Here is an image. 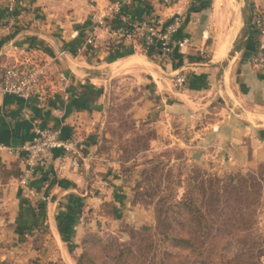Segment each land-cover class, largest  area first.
<instances>
[{
    "label": "crops",
    "instance_id": "obj_1",
    "mask_svg": "<svg viewBox=\"0 0 264 264\" xmlns=\"http://www.w3.org/2000/svg\"><path fill=\"white\" fill-rule=\"evenodd\" d=\"M16 1L13 10L0 3V67L33 56L45 63L49 83L44 96L0 93V142L27 141L33 122L55 125L63 137H81L85 157L80 169L65 163L58 170L56 157L38 163L28 181L44 190L46 198L38 201L15 182L24 166L22 154L0 150V264L23 257V251L37 253L38 264H73L71 253L86 225L106 221L113 226L134 217L111 150L100 148L108 93L119 74L139 75L144 85L150 80L146 86L159 98L138 104L135 116L158 106L165 119L174 116L181 126L197 121L192 138L198 145L214 150L222 145L229 161L243 169L264 164V71L250 60L253 46L249 55H231L228 66L222 64L223 47L217 55L203 53L212 20L228 0H118L121 14L132 19L150 14L169 19L182 10L177 35H187L190 42L165 61L152 48L142 50L138 38L117 39L105 28L97 31L95 47L77 50L90 30L91 11L111 0ZM61 49L66 51L59 54ZM177 71L186 74L181 87L172 82ZM220 96L236 98L238 107L224 105L221 116L199 125L206 104Z\"/></svg>",
    "mask_w": 264,
    "mask_h": 264
},
{
    "label": "rangeland",
    "instance_id": "obj_2",
    "mask_svg": "<svg viewBox=\"0 0 264 264\" xmlns=\"http://www.w3.org/2000/svg\"><path fill=\"white\" fill-rule=\"evenodd\" d=\"M56 1L60 3L63 0ZM221 6L219 10L222 12L212 20L210 40L203 47V53L217 55L218 50L223 47L225 51L221 55L227 56L222 60V64L228 66L231 55H238V58L241 55H249L250 46H253L252 16L256 11L264 14V0H228ZM232 61L234 65L235 61ZM175 73L172 82L181 87L174 83ZM143 83L141 76L132 73H122L114 77L108 93L110 104L102 127V133L106 135L100 146L111 150L112 156L109 158L114 165L112 167L116 171L115 176L127 185L135 215L113 226L106 221L97 226L86 225L77 247L71 253L72 263L76 264V258L83 252L94 255L90 254L92 257L83 259V264H95L94 262L102 260L97 257L102 253L101 250L98 251L99 238L103 245L121 243L126 247H135L134 243H138L137 238L141 233L154 231L161 204L172 205L169 209L170 220L185 221V217L178 212L183 208L180 204L176 205V202L191 197L196 204L202 203L206 207L210 184L213 187L211 189H220L222 183L231 175H252L259 182V200L252 208V217L254 232L263 237L264 164L243 169L239 164L229 161L222 145L218 150L210 149L209 145H198L192 138V130L197 126V121L181 126L174 116L165 119L158 106L153 105L144 116H135L134 108L145 99L150 98L154 102L159 100L153 88L146 86L150 85V80L146 79L145 85ZM235 99H223L220 96L210 100L198 117L199 125L202 120H208V117L211 120L215 116H221L222 106H236ZM102 180L107 184V180ZM198 185L203 186L204 192L198 189ZM200 229L208 231L205 227ZM187 232L186 225L177 227L176 234ZM204 243L207 247L212 244L210 236L204 239ZM157 247L159 250L156 248L154 251L156 258L165 247L172 249L170 244L163 241H160ZM216 249L221 251L220 246ZM227 251L230 255L235 252L233 247ZM20 256L23 257H18L15 261L8 258L2 264H38L37 253L23 251ZM203 256L210 259L209 255ZM260 262L264 264V253L260 256ZM158 263L156 259L154 264Z\"/></svg>",
    "mask_w": 264,
    "mask_h": 264
},
{
    "label": "built area",
    "instance_id": "obj_3",
    "mask_svg": "<svg viewBox=\"0 0 264 264\" xmlns=\"http://www.w3.org/2000/svg\"><path fill=\"white\" fill-rule=\"evenodd\" d=\"M177 0H162L171 4ZM8 10H13L16 0H0ZM183 12L176 9L169 19H162L156 14H150L141 19L126 17L120 12V2L111 0L104 6L95 9L91 13V26L85 38L84 45L93 48L96 45L97 31L101 28L108 30L117 39L134 40L138 38L142 50L152 48L161 61H165L172 55L175 49L182 48L190 42L187 35L178 36L177 31L182 22ZM253 51L250 55L251 62L261 71H264V14L261 11L254 12L252 16ZM66 50L61 49L59 54ZM186 80V74L177 71L174 77L176 85H182ZM49 73L45 63L33 56H23L12 63L0 67V93L12 92L22 96L47 94ZM33 135L27 141L17 145L0 142V150L15 151L23 156V169L15 179L23 185L29 196L35 200H44L46 195L43 189H36L29 184L38 163L46 159L56 157L57 169L67 163L74 169H80L85 154L79 135H61L60 127L55 125L32 124Z\"/></svg>",
    "mask_w": 264,
    "mask_h": 264
},
{
    "label": "trees",
    "instance_id": "obj_4",
    "mask_svg": "<svg viewBox=\"0 0 264 264\" xmlns=\"http://www.w3.org/2000/svg\"><path fill=\"white\" fill-rule=\"evenodd\" d=\"M197 187L204 192L203 186ZM211 187L210 184L206 207L202 203L196 204L191 197L176 202L183 208L178 210L185 217L183 222L180 219L170 220L172 205L161 204L154 231L141 233L138 243H134L135 247H126L121 243L103 245L99 238L98 251L102 253L97 257L102 260L94 263L154 264L157 259L158 264H261L264 236L254 232L252 217V208L259 200V182L252 175H231L220 189ZM182 225L188 227L187 234H176L177 227ZM201 227L208 228V231ZM209 236L212 244L207 247L204 239ZM160 241L170 244L172 249L165 247L156 258L154 251L156 248L159 250ZM218 246L221 251H217ZM231 247L235 252L230 255L227 250L230 251ZM90 254L81 253L76 258V264H83V259H88ZM203 254L209 255L210 259ZM91 255L94 256L93 253Z\"/></svg>",
    "mask_w": 264,
    "mask_h": 264
},
{
    "label": "water",
    "instance_id": "obj_5",
    "mask_svg": "<svg viewBox=\"0 0 264 264\" xmlns=\"http://www.w3.org/2000/svg\"><path fill=\"white\" fill-rule=\"evenodd\" d=\"M195 155H197V153H195Z\"/></svg>",
    "mask_w": 264,
    "mask_h": 264
}]
</instances>
